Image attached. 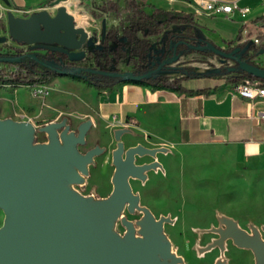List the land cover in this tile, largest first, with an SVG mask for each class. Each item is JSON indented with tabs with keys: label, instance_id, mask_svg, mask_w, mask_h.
I'll return each instance as SVG.
<instances>
[{
	"label": "water",
	"instance_id": "1",
	"mask_svg": "<svg viewBox=\"0 0 264 264\" xmlns=\"http://www.w3.org/2000/svg\"><path fill=\"white\" fill-rule=\"evenodd\" d=\"M10 5L8 0H3ZM55 0L52 7L17 16L6 14L7 35H0V43L11 40L28 45V56L51 66L35 55V49L64 52L70 59L84 56L83 47L89 44V33L78 25L74 15ZM207 49L236 63L228 71L239 69L256 78L264 79V68L242 59L239 45L225 51L209 41L194 47ZM264 52V48L261 49ZM22 55L0 56V62H19ZM142 74L131 71L113 72L86 68L102 75L119 76L125 81H142L160 69ZM68 116L35 127L29 120L0 117V264H184V258L173 248L164 225L173 224L170 214L156 217L146 205L140 204L138 192H133L130 179L144 183L149 171L164 173L158 153L166 154L164 145L147 147L137 143L123 152L122 136L136 135L129 126L112 129L115 148L111 159L114 166L112 189L105 198L84 196L75 185H81L89 172V164L103 152L98 144L84 153L79 146L86 143V136L93 122L86 118L71 128ZM43 133L45 140L36 136ZM135 155L150 156L152 161L134 163ZM140 214L130 220L123 213ZM217 225L196 227L193 249L197 256L217 248L213 264H227V242L241 249L250 250L254 264H264V224L248 221L246 228L238 220L215 211ZM117 222L124 226L120 233ZM204 233L216 235L206 244H200Z\"/></svg>",
	"mask_w": 264,
	"mask_h": 264
},
{
	"label": "rangeland",
	"instance_id": "2",
	"mask_svg": "<svg viewBox=\"0 0 264 264\" xmlns=\"http://www.w3.org/2000/svg\"><path fill=\"white\" fill-rule=\"evenodd\" d=\"M106 1L109 0L81 1L71 9L76 23L83 25L89 33V38L93 39L91 44L83 47L84 59L88 65H93L90 51L102 42L105 32L117 27L120 37V29L127 25L123 22L126 17L123 0H110L119 4L121 9L119 17H115L112 12L99 14L98 7ZM0 3L4 5L2 1ZM238 5L243 8L240 2ZM144 11L151 13L150 8ZM3 19H6V15L4 18L0 16V35L6 33V29L2 28ZM201 19H205L216 34L229 40H224L220 45L214 43L208 38V31L201 28ZM239 25L240 21L236 18L208 19L194 14V21L191 24L172 25L157 35L149 36L150 44L155 42L154 60L159 62L161 67L149 78L156 76L176 78L188 73L190 76L187 80L199 79L203 76L224 80L227 69L235 67L236 63L210 50L194 48L204 45L206 40L225 51H230L234 46L239 45L245 49L242 59L264 68V52H261L264 48V35L257 34L258 43H254L252 37L241 41L242 32L240 38L234 40ZM178 32L186 37L181 38L180 41L176 36L171 37ZM108 46L113 49L115 43L111 41ZM35 50L44 52V50ZM6 51L5 44L0 43V53L6 54ZM99 60L102 61V68L105 70L132 72V66L126 63V59L110 65L104 64L103 55ZM151 60L153 59L148 57V61ZM126 83L154 88L143 81H126ZM18 87L22 88L16 90ZM35 87L37 88L33 85L14 86L0 83L1 102H5V106L0 104V117L29 120L35 127L50 121H58L64 115L69 117L73 127L80 121L90 118L93 125L87 133L86 145L82 149L96 142L107 147L111 146L114 143L111 137L112 129L131 122L125 120V116L119 118V116L102 115L95 102L96 90L75 77H57L46 83L47 95L44 103L33 96ZM16 98L20 102L13 103ZM64 100L67 101L63 102ZM136 117L141 120L139 113ZM134 119L133 125L129 127L137 132L136 139L150 146H157L162 142L164 137L151 133L147 126L140 124L135 117ZM149 126L155 128L150 122ZM122 139L125 144L135 140L129 134L123 135ZM36 140H45L44 134L38 133ZM164 146L169 147L170 152L159 153L158 159L162 162L165 172L151 171L144 184L132 181V187L140 192L141 202L148 205L156 216L159 213L165 215L169 213L171 218L175 219L173 224H165L164 230L173 248L183 256L184 264H213L215 257L218 256V250L213 249L202 256H197L193 249L196 239L193 228L207 227L210 223L216 225L215 211L237 219L244 228L248 221H253L257 225L264 224V163H244L238 149L226 146L187 145L174 142ZM106 158L104 156L98 159L102 161ZM111 171L112 167L108 163H98L96 168H91L90 180L104 184ZM2 220L3 213L0 210V225ZM117 229L121 231L120 227ZM211 236L214 234L205 233L201 242L207 241ZM225 255L228 258L227 264H254L251 251L238 248L231 241L227 242Z\"/></svg>",
	"mask_w": 264,
	"mask_h": 264
},
{
	"label": "crops",
	"instance_id": "3",
	"mask_svg": "<svg viewBox=\"0 0 264 264\" xmlns=\"http://www.w3.org/2000/svg\"><path fill=\"white\" fill-rule=\"evenodd\" d=\"M1 1L4 3V5L0 3V12L3 13L1 18H4L10 9H14L13 14L24 17L42 9L54 14L56 9L51 6L54 0H8L9 6ZM81 1L90 0H65L62 3L71 12L72 7ZM137 1L147 5L143 9L150 8L151 13L157 7L188 12L193 11V6H197L194 0ZM236 1L248 9L244 15L235 12L230 18L240 21L237 34L244 29V34L251 33V37L257 34L264 35V0ZM202 17L225 18L223 15L206 14H201L200 18ZM257 17L260 19L255 20ZM201 21V28L208 31L207 36L214 43L220 45L224 40H229L216 34L205 19ZM242 21L246 24L243 25ZM3 22L5 26L6 19H3ZM182 84L192 92L180 93L165 88H147L135 83L122 82L113 89L96 91L98 94L96 93L95 102L102 115L119 118L125 116V120H131L130 123L119 126L125 124L132 126L135 117L140 124L147 126L151 133L164 137L157 146L171 142L226 146L238 149L244 163H264V98L257 97L254 101H248L240 97L235 93L234 86L226 82V78L221 81L203 76L199 79L185 80ZM21 88L18 87L16 90ZM1 100L0 98V104L5 106V102ZM65 101L67 100L63 102ZM16 102L20 100L16 98L13 103ZM137 113L141 115V120L137 119ZM149 122L153 123L155 128H151Z\"/></svg>",
	"mask_w": 264,
	"mask_h": 264
},
{
	"label": "trees",
	"instance_id": "4",
	"mask_svg": "<svg viewBox=\"0 0 264 264\" xmlns=\"http://www.w3.org/2000/svg\"><path fill=\"white\" fill-rule=\"evenodd\" d=\"M123 1L124 11L126 12L123 22H126L127 25L120 29V37H118L117 27H112L105 32L102 42L99 45H95L94 49L90 51L93 65H88L84 56L79 59H70L66 53L57 50L46 49L43 53L35 51V55L40 60H52L57 64V66H51L29 57L27 52L21 56V60L17 62L18 65L16 62H0V83H9L14 86L46 84L57 76H71L87 83L96 91L102 92L113 89L119 83L126 82L119 76L102 75L86 70V68L103 69V63L99 60L102 55L105 60L104 64L107 65L117 64L119 61L126 59V63L132 66L134 74H142L147 70L155 69L159 62L154 60L155 53L150 50L151 44L148 37L157 35L172 25L191 24L194 21V13L191 10L185 12L183 10L177 11L157 7L153 9L151 14H148L144 11L143 5L137 0ZM98 9L99 14L112 12L115 17H119L121 12L119 4L110 0L102 3ZM258 19L260 17L255 20ZM2 28L5 30L4 25ZM172 36H176L178 41L186 37L180 32ZM235 37L234 40H238L240 33ZM111 41L115 43L113 49L108 46ZM88 42L91 44L93 39L89 38ZM5 46L7 47L6 54L0 53V56L11 55L10 47L8 45ZM148 57L153 60L148 61ZM15 65H17L16 69H13ZM189 76L188 73L176 78L156 76L142 81L153 87L170 89L180 93H191L192 91L185 88L182 84ZM246 77L258 79L264 84V79L256 78L239 69L226 71V82L232 86H235Z\"/></svg>",
	"mask_w": 264,
	"mask_h": 264
},
{
	"label": "built area",
	"instance_id": "5",
	"mask_svg": "<svg viewBox=\"0 0 264 264\" xmlns=\"http://www.w3.org/2000/svg\"><path fill=\"white\" fill-rule=\"evenodd\" d=\"M173 1V0H170ZM195 4L197 6H193V13L195 15H223L225 18L230 19L233 17L235 12H238L241 15H244L247 12V8H240L237 4L236 0L231 1H224V0H194ZM9 11L14 12V9H10ZM3 13L0 12V16H2ZM243 25L246 24L245 21H242ZM180 31V30H179ZM244 29L242 30V39L241 41H245L246 39L251 38L250 33L244 34ZM3 35H7V32ZM13 40H11L9 37L7 38V41L4 43L5 45H8L10 47V53L11 55H24L25 53L29 52L28 45L25 44H19L15 41L11 43ZM252 41L254 43H258L259 39L258 36L252 37ZM155 42L150 45V50H155ZM155 53V52H154ZM18 65V63H17ZM15 65L13 69H16ZM33 86H37L34 89L33 96L37 97V99L44 103V99L47 95V88L46 84L39 83L35 84ZM234 91L237 95H239L242 98L247 99L248 101H254L257 97L264 98V84L259 81L258 79H252L249 77H246L241 82L237 83L234 86ZM124 125V124H123ZM127 126V124H125Z\"/></svg>",
	"mask_w": 264,
	"mask_h": 264
},
{
	"label": "flooded vegetation",
	"instance_id": "6",
	"mask_svg": "<svg viewBox=\"0 0 264 264\" xmlns=\"http://www.w3.org/2000/svg\"><path fill=\"white\" fill-rule=\"evenodd\" d=\"M37 51V50H36ZM235 63V62H234ZM69 121V123H70V125H71V128L72 129H75V127H73L72 126V124H71V122H70V119L68 120ZM133 138H135V140L134 141H132L131 143H128V144H125V142H124V140H123V152H122V157H124V151L128 148V147H130V146H133V145H135V144H137V143H141V144H143L144 146H147V147H153V146H150V145H148V144H146V143H144V142H142L141 140H139V139H136L137 137H138V135L136 134V135H131ZM111 137H112V132H111ZM99 145V146H101V147H103V152L100 154V155H98V156H95V158H94V163H90L89 164V172H88V175H86L85 176V180H84V182L80 185H75V188L82 194V195H84V196H93L94 198H105V197H107L108 195H109V193L111 192V189H112V183H111V175H112V172H113V169H114V166L112 165V159H111V154H112V150L116 147L115 146V141H114V143L111 145V146H109V147H107L106 145H104V144H99L98 142H96V143H94V145H92V146H89V147H86V148H84V149H82V147H84L85 145H86V143L84 144V145H81V146H79V150L81 151V152H85V151H87L88 149H90L91 147H93V146H95V145ZM159 154V153H158ZM104 156H106L107 158L106 159H103L102 161H100L98 158H100V157H104ZM157 159H158V155H157ZM153 160V158H151L150 156H143V157H139V156H137V155H135V159H134V163H137V164H142V163H147V162H150V161H152ZM158 161L162 164V162L158 159ZM98 163H108L109 165H110V167H112V171H111V173L109 174V176H108V178H107V180L105 181V183L104 184H102L100 181H91L90 180V177H91V168H96L97 167V164ZM163 165V164H162ZM164 167V166H163ZM152 171V170H151ZM151 171H149V172H151ZM149 172H148V177H149ZM155 172V171H154ZM156 172H161L159 169H158V171H156ZM162 173V172H161ZM148 179V178H147ZM130 181V184H131V187H132V181H138V182H140V184H144V183H142L141 181H139V180H136V179H130L129 180ZM132 190H133V192H138V194H139V198H140V204H143V205H146V204H144V203H142L141 202V194H140V192L138 191V190H135V189H133V187H132ZM147 207H149L148 205H146ZM149 209L151 210V208L149 207ZM152 211V210H151ZM125 215H126V217L128 218V219H130V220H135V219H137V218H139L140 217V214H138V213H135V214H129L127 211H126V209L124 210V212H123ZM154 214V213H153ZM160 214H163V213H159L156 217H158ZM131 215V216H130ZM217 222V221H216ZM212 225V223H210L207 227H204V228H208V227H210ZM216 225H217V223H216ZM165 226V225H164ZM118 227H120L121 228V231H119L118 229V231L120 232V233H123V231L125 230V228H124V226L123 225H121L119 222H117V225H116V228H118ZM205 234V233H204ZM204 234H202L201 235V237H200V244H206L207 242H209L210 241V239L212 238V237H215L216 235H214V236H211L207 241H205V242H201V239H202V236L204 235ZM215 249H217V248H215ZM218 250V249H217Z\"/></svg>",
	"mask_w": 264,
	"mask_h": 264
}]
</instances>
